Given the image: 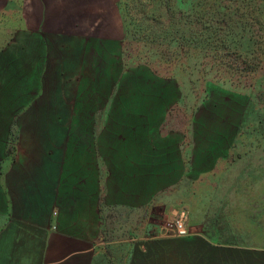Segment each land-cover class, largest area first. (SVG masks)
Masks as SVG:
<instances>
[{"label": "crops", "instance_id": "obj_1", "mask_svg": "<svg viewBox=\"0 0 264 264\" xmlns=\"http://www.w3.org/2000/svg\"><path fill=\"white\" fill-rule=\"evenodd\" d=\"M118 19L117 0H48V63L0 87V264H264L262 240L178 198L218 173L239 120L204 107L190 140L166 132L181 86L125 58ZM181 204L198 232L163 234Z\"/></svg>", "mask_w": 264, "mask_h": 264}, {"label": "rangeland", "instance_id": "obj_2", "mask_svg": "<svg viewBox=\"0 0 264 264\" xmlns=\"http://www.w3.org/2000/svg\"><path fill=\"white\" fill-rule=\"evenodd\" d=\"M117 15L125 58L181 86L166 132L179 128L190 140L195 111L200 117L204 107L217 109L223 122L239 120L218 173L178 198L223 232L241 231L264 244V0H117ZM39 42L48 46V0H0L1 89L15 74L39 73L36 66L28 72L31 59L43 70L48 47L38 50ZM185 208L160 214L163 234L165 219L181 212L198 232Z\"/></svg>", "mask_w": 264, "mask_h": 264}, {"label": "built area", "instance_id": "obj_3", "mask_svg": "<svg viewBox=\"0 0 264 264\" xmlns=\"http://www.w3.org/2000/svg\"><path fill=\"white\" fill-rule=\"evenodd\" d=\"M163 232L168 236H186L194 233L189 225L188 216L185 212L176 214L171 219H165Z\"/></svg>", "mask_w": 264, "mask_h": 264}]
</instances>
